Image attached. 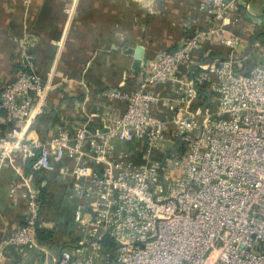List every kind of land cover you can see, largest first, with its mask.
Here are the masks:
<instances>
[{
	"label": "built area",
	"instance_id": "obj_1",
	"mask_svg": "<svg viewBox=\"0 0 264 264\" xmlns=\"http://www.w3.org/2000/svg\"><path fill=\"white\" fill-rule=\"evenodd\" d=\"M230 5L201 0L213 29H189L176 48L156 52L133 90L100 93L123 102L122 114L108 106L100 127L59 128L44 140H26L47 85L24 37L17 77L0 92L9 126L0 170L14 169L17 155L36 174L71 159L65 174L74 182L68 197L79 201L72 215L79 236L53 264H264V45H251V69L238 68V40L225 36ZM213 38L228 57L195 62L193 52ZM156 84L172 94L150 90ZM138 143L141 162L125 147ZM24 196L25 220L0 240V251L38 244L39 193Z\"/></svg>",
	"mask_w": 264,
	"mask_h": 264
},
{
	"label": "crops",
	"instance_id": "obj_2",
	"mask_svg": "<svg viewBox=\"0 0 264 264\" xmlns=\"http://www.w3.org/2000/svg\"><path fill=\"white\" fill-rule=\"evenodd\" d=\"M226 37L235 36L236 54L242 71L256 59L251 45H264V0H228ZM201 0H0V92L19 72V57L27 39V50L36 74L47 85L43 114H36L26 140H44L59 128L102 125L110 106L122 114L125 104L100 95L105 90L129 92L139 82L141 67L156 52L177 47L189 29L211 30ZM229 49L215 38L207 39L192 59L204 63L226 59ZM183 67L180 74L185 75ZM162 95L171 86L150 87ZM162 117L169 114L154 108ZM9 129L0 110V136ZM172 128L167 127V136ZM136 162H141L144 144H126ZM16 167L0 170V240L25 220L29 190L41 201L38 244L33 248L0 251V264H53L60 252L79 236L72 215L78 200L68 197L73 180L65 174L72 161L66 158L52 172L36 174L16 156ZM16 187V203L9 192ZM82 203L87 204V201Z\"/></svg>",
	"mask_w": 264,
	"mask_h": 264
}]
</instances>
